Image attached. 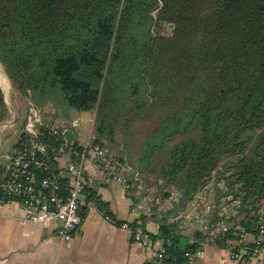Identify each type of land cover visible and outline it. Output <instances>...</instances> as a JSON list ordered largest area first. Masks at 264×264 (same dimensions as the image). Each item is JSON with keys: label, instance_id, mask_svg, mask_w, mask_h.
<instances>
[{"label": "trees", "instance_id": "obj_1", "mask_svg": "<svg viewBox=\"0 0 264 264\" xmlns=\"http://www.w3.org/2000/svg\"><path fill=\"white\" fill-rule=\"evenodd\" d=\"M0 64L38 107L61 116L94 113L101 146L122 136L121 158L142 172L153 168L156 195L167 196L169 186L181 191L174 209L155 215L161 227L154 236L168 261L188 263L186 254L207 240L238 244L239 226L257 232L264 215V0H0ZM8 113L0 85V125ZM149 120L155 127L132 153L129 130ZM72 148L76 160L80 145ZM211 181L225 183L226 194L209 229L184 242L173 217ZM84 195L104 212L87 185ZM227 196L239 203L220 215L218 204L233 203ZM219 220L229 230L211 236Z\"/></svg>", "mask_w": 264, "mask_h": 264}, {"label": "built area", "instance_id": "obj_2", "mask_svg": "<svg viewBox=\"0 0 264 264\" xmlns=\"http://www.w3.org/2000/svg\"><path fill=\"white\" fill-rule=\"evenodd\" d=\"M42 112V108L30 101L17 145L7 154L5 165L0 168V201L18 203L24 214L23 221L26 223H36L45 227H53L59 223V234L69 240L72 232L83 222L84 208L87 212H100L96 202L83 200L86 164L93 162L104 179L120 184L126 194L132 196L134 203L131 211L136 215V219L133 223L124 222L119 226L143 248L148 257L147 264H175L167 260L166 248L164 245L160 246L159 239L145 227L142 216L159 215L174 209L180 203L181 191L169 186L166 190L167 196L154 194L155 190L146 182L149 180L143 173L133 170L126 158L115 155L94 141L93 127L82 145L77 141L80 149L75 152L76 160H73L71 156L74 154L72 151L74 145H70L65 139L66 128L62 124L70 123L74 131L84 119L79 115L64 119L54 126ZM89 122L94 124L95 114ZM66 154L71 159L65 165H59V159ZM42 173L48 175L41 177ZM226 189L225 183L216 184L215 181H211L193 196L186 210L176 217L183 218L186 222L195 221L202 230L209 229L216 200ZM225 199L233 200V203L218 204L217 213L230 216L239 202L232 196ZM109 220L116 224L114 219ZM228 225L220 220L214 222L211 226L213 228L211 236L228 231ZM257 226V232L250 242L247 240L250 234L238 227L241 230L240 240L235 246L240 245V248L228 249L232 259L243 262L247 254L251 259L264 256V215ZM249 243L254 244L252 250L248 247ZM200 254L202 250L187 253L186 264H193L196 256Z\"/></svg>", "mask_w": 264, "mask_h": 264}, {"label": "crops", "instance_id": "obj_3", "mask_svg": "<svg viewBox=\"0 0 264 264\" xmlns=\"http://www.w3.org/2000/svg\"><path fill=\"white\" fill-rule=\"evenodd\" d=\"M0 85L5 93L6 103L8 104L9 97L13 104L17 91L12 85L8 87L5 81ZM9 112L11 117L10 108ZM13 117L12 121H6L7 118L6 122L0 125V168L5 165L7 154L17 145L21 132V129L14 130L17 122L15 112ZM7 142L10 148L3 152V146ZM70 159L66 154L58 163L62 166ZM86 167V185L105 204L104 212L101 209L100 212H87L84 208L83 222L68 240L59 234V223L53 227L26 223L18 203L0 201V264H147L148 257L143 248L119 226L124 222L133 223L136 219V215L131 211L134 203L132 196L126 194L120 184L104 179L95 163L89 162ZM141 173L146 177V172ZM146 182L156 190V181L154 186L153 182ZM83 200L86 201L85 195ZM179 215L181 214H177ZM155 217H145L144 225L157 236L161 224ZM109 218L114 219L116 224L111 223ZM173 220L179 223V233L184 242L194 243L197 227L194 231L192 227L195 225L190 226L191 223L188 224L180 217L175 216ZM253 237L254 234H250L248 242L252 241ZM158 242L160 246L164 245L161 239ZM228 243V247H219L208 240L202 242V254L196 256L193 264H264V256L259 259L245 258L243 262L232 259L228 249L234 248L236 241Z\"/></svg>", "mask_w": 264, "mask_h": 264}, {"label": "rangeland", "instance_id": "obj_4", "mask_svg": "<svg viewBox=\"0 0 264 264\" xmlns=\"http://www.w3.org/2000/svg\"><path fill=\"white\" fill-rule=\"evenodd\" d=\"M161 33L163 35L169 36L171 34V30H170L169 26L166 25V24L162 25V27H161ZM4 81H5V83H7V86L8 87H10V85H12L11 82H10V80L8 79L6 73L4 72V69H3L2 65L0 64V83H3ZM16 93L17 94H16V97L14 98V103L13 104H12L11 100L9 99V97L7 99L8 109L10 108L12 112H11V117H10V112H9V117H8V119L6 121H12V119L14 118L13 117V112H15L16 117H17V122L14 125L15 126L14 127V130H20V129H22L23 120H25V117H26L27 112L29 110V104H30V102H28L29 99L24 98L23 96H21L18 91ZM42 114H44V116L48 120H50L51 124H53L54 126L57 125V124H60V122L62 120H64V119H70V118H74V117L80 115L84 119V122L80 126H78V127H76L74 129V132H75L76 137H77V141H78V143L80 145H82L85 142V140L88 138L89 133H90L92 127H93V135H94V129H95V125L96 124H95V122H94V124H92L91 122H89V119H91L92 117H94V113H92V112H83V113L77 114L75 111H72L71 110V111H68L67 116H61L59 113H56L55 110L50 107V105H48V106H46L43 109ZM10 125H12V124H10ZM154 127H155V122L152 121V120H149V121H145V122H142V123H138L135 126V131H132L131 129L129 130V132H128L130 134V135H128L129 136V144L131 143L132 153L134 151H136V148L138 149V147L141 144V142L144 141V139L146 138V136L148 135V133ZM116 140L118 142H116L115 145L111 144L107 140L105 142L106 148H110L109 150L111 152L113 151L112 153H114L117 156H120V155L124 156L123 154H125L124 153L125 146L122 147V145H125L124 138L122 136L118 135L117 138H116ZM127 143H128V141H127ZM9 148H10V144L7 142L3 146V152H6ZM129 161H130L129 164L133 168V170L141 173V171L138 170V168L133 165L132 159H130ZM156 161L157 162H160L161 161L160 156L157 157ZM146 178L150 182H153V186L155 185L156 175L153 172V168L148 171V173L146 174ZM154 194H155V191H154ZM263 211H264V207H263ZM187 223L188 224L191 223L190 226L195 225V227H192V229L194 231L196 230V227H197V230H201V228H200V226H199V224L197 222H195V221H193V222L187 221ZM183 230L185 231L184 228H183Z\"/></svg>", "mask_w": 264, "mask_h": 264}, {"label": "water", "instance_id": "obj_5", "mask_svg": "<svg viewBox=\"0 0 264 264\" xmlns=\"http://www.w3.org/2000/svg\"><path fill=\"white\" fill-rule=\"evenodd\" d=\"M62 125L66 128L64 131L65 139L70 145H75L77 143V137L75 132L72 130L70 123L64 122Z\"/></svg>", "mask_w": 264, "mask_h": 264}]
</instances>
